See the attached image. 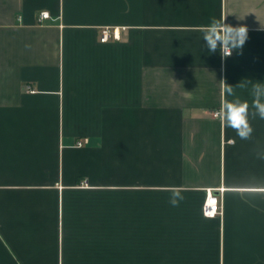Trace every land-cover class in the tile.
<instances>
[{"label": "crops", "instance_id": "obj_1", "mask_svg": "<svg viewBox=\"0 0 264 264\" xmlns=\"http://www.w3.org/2000/svg\"><path fill=\"white\" fill-rule=\"evenodd\" d=\"M221 80L264 83V0H0V264H264V120L222 126Z\"/></svg>", "mask_w": 264, "mask_h": 264}, {"label": "clouds", "instance_id": "obj_2", "mask_svg": "<svg viewBox=\"0 0 264 264\" xmlns=\"http://www.w3.org/2000/svg\"><path fill=\"white\" fill-rule=\"evenodd\" d=\"M225 20L226 17L213 18L209 24L202 26L200 29L202 32L201 39L205 42L208 52L211 54L219 49V54L223 59L230 57L234 50H242L248 39L246 26L234 27L226 23ZM243 81L236 87H245ZM220 83L222 99L220 107L215 113L216 118L222 126L235 130L241 140H250L254 132L250 117L251 119L259 117V119L264 120V83H252L251 103L236 97L234 87L228 85L224 80H221ZM230 96L234 98L229 100L228 97ZM170 191L169 203L174 207L178 206L179 202L184 199L181 189L173 187Z\"/></svg>", "mask_w": 264, "mask_h": 264}, {"label": "built area", "instance_id": "obj_3", "mask_svg": "<svg viewBox=\"0 0 264 264\" xmlns=\"http://www.w3.org/2000/svg\"><path fill=\"white\" fill-rule=\"evenodd\" d=\"M48 17H50V13L48 11H42L39 14L40 21ZM111 38H114L116 40L121 38V30L119 27L112 28L111 26H106L102 29L101 41L106 42L109 41ZM83 144H84V140H79L77 142L78 146H81ZM218 191L223 192L224 188H219ZM203 213L207 217H214L222 213V205L220 204L219 196L216 194L215 190L211 188L207 190V196L203 207Z\"/></svg>", "mask_w": 264, "mask_h": 264}]
</instances>
